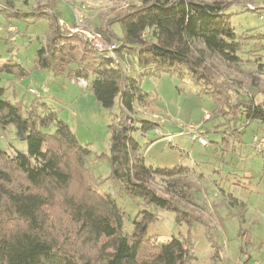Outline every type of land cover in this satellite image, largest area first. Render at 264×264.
<instances>
[{
    "label": "trees",
    "instance_id": "obj_1",
    "mask_svg": "<svg viewBox=\"0 0 264 264\" xmlns=\"http://www.w3.org/2000/svg\"><path fill=\"white\" fill-rule=\"evenodd\" d=\"M6 2L8 22L47 21L51 33L31 70L8 60L0 67L2 73L18 79H26L32 70L69 71L72 80L93 77L90 85L97 100L107 109L118 100L119 114L112 125L110 152L98 157L110 166L109 176L100 182L89 168L92 151L57 112L42 100L12 103L5 98L7 89L0 86V132L13 126L16 137L27 142V152L9 154L0 146V264H190L196 259L190 244L176 237L159 242L148 233L158 219L151 208L181 214L184 205L193 213L186 212L190 219H196L191 193L199 190L183 177L185 167L146 165L139 138L158 130L159 123L132 116L135 104L147 98L139 79L87 45L82 51L77 43L83 40L61 28L55 2L31 11ZM230 5L226 0H140L114 13L102 27L107 36L119 39L117 53L132 51L140 68L186 73L217 105L213 116L223 115L225 122L214 132L226 133V140L252 123L264 126V82L258 83L262 77H251L249 82L262 97L259 101L244 84L238 87L246 93L237 92L233 98V81L217 78L220 63L236 68L243 62L242 43L231 23L233 15L228 14ZM246 5H252L254 10H248L254 12L264 8L253 0ZM258 69L264 76V64ZM155 176L173 180L166 194L152 184ZM107 181L110 189L105 191ZM121 195L140 200L131 232L125 230Z\"/></svg>",
    "mask_w": 264,
    "mask_h": 264
},
{
    "label": "rangeland",
    "instance_id": "obj_2",
    "mask_svg": "<svg viewBox=\"0 0 264 264\" xmlns=\"http://www.w3.org/2000/svg\"><path fill=\"white\" fill-rule=\"evenodd\" d=\"M6 1L0 0V57L2 59H7L8 53H11L10 50L13 51L9 39L16 34L19 35L21 26L27 29L25 22L18 24L17 22L20 21H16L19 29L13 25L15 23L13 18L10 20L12 22H7ZM50 1L12 0L20 11L35 10L40 4L52 3ZM139 1L115 0L110 4L102 2L96 5L92 1H87L84 11L86 19L83 21V16L79 13L78 22L73 11L62 3L65 5L62 10L65 20L63 21L60 17L58 22L61 28L70 34H77L83 40V43H77L81 45L82 51L87 45L91 52L98 53L93 47L90 35H100L103 40L110 43L119 41L103 33L102 27L114 13L122 9L127 10ZM226 1L231 2L228 14L233 15L231 23L242 43L243 62L236 68L220 63L217 78L233 81L234 84L231 86L234 88L233 98L246 93L238 87L244 84L247 85L249 93L257 95L259 101L262 97L257 94V90L250 88L249 82L251 77L258 76L262 77V81L257 80L258 83L264 82V76L258 69L259 64H264V0H253L259 8H263L257 12L248 10V8L254 10L252 5L248 7L246 5V2L252 0ZM54 2L57 6V2L61 1ZM90 12L97 14L94 23L90 20ZM27 21L32 25L26 32L21 31L24 38L20 37L17 43L13 42V45L21 49L22 43L27 42L25 51L30 48L28 54L32 58L44 44L51 30L47 21L35 22L31 19ZM7 27L11 28V32L7 31ZM113 29L121 37L120 26L115 24ZM5 32L6 39H4ZM116 54L120 60L117 66L122 67L127 75L138 78L142 92L147 96L142 104L138 102L135 104L133 118L138 121L159 123L158 130L149 131L146 136L139 138L140 151L146 165L155 169L185 167L187 171L183 177L190 181L191 185L195 183V187L199 190L191 193L192 202L195 203L193 210L198 215L196 219H190L193 213L184 205H181L182 215L176 211L151 208L150 211L156 213L158 219L149 227V235L159 242L176 237L190 244L196 257L190 264H264V221L257 219L263 215L261 212L264 211H260L262 197L253 195L251 202L254 208L239 205L238 198L228 199L226 204L220 205L223 200L214 196L208 187L213 182L210 180H214L216 176L218 183L221 182V187L226 186L225 189L228 192L233 194L234 188L239 183L241 186L238 187L241 190L244 184H249L248 179L244 180L246 171L252 172L255 176L262 172L264 154L253 155L250 149L243 148L241 142H244L246 138L243 139V134L236 136L234 141L232 137L226 140V133L214 132L221 122H225V119L222 118L223 115L213 116L217 105L194 84L186 73L182 75L156 73L153 68L142 69L137 64L135 54L128 49ZM12 57L16 62V56L12 55ZM31 73L32 75L23 80L6 74L8 80H0V86L7 89L5 98L12 103L28 104L36 99L48 104L50 111L57 112L59 117L71 127L80 143L92 151L88 160L89 168L97 178H100V182L104 181L109 176L110 166L107 160H100L98 157L108 155L110 152L112 125L117 122L119 114L118 100L115 101L112 109L104 108L91 89L93 77L85 81L82 78L72 80L69 71L56 74L49 70L35 72L32 70ZM18 80H22L24 89H19L17 95L21 93V90L25 93H21L20 99L15 97ZM27 86L35 88L42 97L38 99L33 97ZM207 113L211 115L209 121H205ZM190 124L202 125L201 135L207 140V146L193 141L184 132L185 126ZM227 127L226 125L222 127L223 132H226ZM251 132L250 130L247 133L248 141ZM224 139L227 143L229 142L227 149L223 146ZM0 146L9 154H13L14 150L27 152V142L16 137L13 126L5 132H0ZM248 152H251V155L249 159H246ZM201 174L206 176V179L198 180ZM172 181L166 177L155 176L152 184L159 192L166 194L171 188ZM109 189L110 181H107L103 190ZM184 190H186L185 187ZM118 202L127 214L125 230L131 232L134 217L140 210V200L132 201L129 197L121 195V198L118 197ZM186 212L191 216H188Z\"/></svg>",
    "mask_w": 264,
    "mask_h": 264
},
{
    "label": "crops",
    "instance_id": "obj_3",
    "mask_svg": "<svg viewBox=\"0 0 264 264\" xmlns=\"http://www.w3.org/2000/svg\"><path fill=\"white\" fill-rule=\"evenodd\" d=\"M54 1H56V0H54ZM54 1L51 0L50 2H54ZM87 1H92V3H94L96 5V4H100L102 2L110 4V2H114L115 0H82V2H84V3H88ZM48 3L49 2L43 3V5L48 4ZM139 3H140V1L137 4H139ZM56 8H57V11L61 14L62 20L64 21L65 19H63L62 10L65 8V5H63L62 2H57ZM89 17H90L91 22L94 23V19L97 17V14L95 12H90L89 13ZM17 23L21 24L22 22H17ZM17 23L15 22L13 25L18 28V25H16ZM25 24H24V26H26L27 29H29V26L32 25V23L28 22V21H26ZM24 28L25 27H22V26H21V29L18 28L19 31H20L19 35L16 34V36H14L11 39H9V42H11L13 51H12V53H8V58L7 59H3L0 62V67H2V63L3 62H7L9 59H11L13 61V63H14L15 61H14V59L12 57V55H14L17 58L15 63H18L19 65H22V67L27 69V70H30V69L33 68V62H34V60L36 58V53L31 58L30 54H28L29 53L28 51H29L30 48H28V50L25 51V47L27 46V42L22 43L21 49L15 48V46L13 45V42L17 43L19 41L20 37L24 38V36H22L23 33L21 32V31H25L26 32L27 29L25 30ZM6 38H7V36L4 39H6ZM0 80H8V77L6 76V74L2 73L1 70H0ZM22 80H20V81L18 80V83H16V90H15L16 99H20L21 98V96H20L21 93L25 94L24 90H21L20 91L21 93L19 95H17L18 90L23 88L22 87ZM19 85L21 87H19ZM27 88H32V87L27 86ZM32 101H30V102H32ZM30 102L27 105H29ZM205 121H208V120L205 118ZM263 127L264 126L261 125V124L252 123V124L248 125L247 127L241 128L239 133L227 135V138L232 137L233 140L235 141V137L236 136L243 134V139H244V137H246V138L244 139V142H241V145H243L242 147L245 148V149L246 148L250 149V151H252L253 155L254 154H258V153L255 152L254 147H253V137L257 133L262 132ZM250 130L252 132H251L250 140L248 141L247 133ZM202 134H204V133H202ZM223 146L227 149V147H229V142L227 143L226 141H223ZM234 147H235V145H234ZM250 155H251V152H248V155L246 156V159H249ZM214 177H215V179L214 180H210V181H213V182L210 183L208 187L214 193V196H216L218 199L223 200L220 205L226 204V202H228V199L231 200V199L238 198L237 202H238L239 205H242L245 208H251V207L254 208V206H252L253 204L251 202L252 201V197H253V195L254 196L258 195L259 197H262V201L260 203V211L264 210V164H263L262 172L259 175H257V176H255L252 172L246 171L244 173V180L248 179L249 180V182H248L249 184H244V187H242L241 190L239 188L241 186V183L237 184V186L234 188V193L233 194L231 192H228L225 189L226 186L221 187V182L218 183V181L216 180L217 177L216 176H214ZM201 179L202 180L206 179V176H203L201 174L198 177V180H201ZM254 182H256V185H254ZM198 183H199V181H198ZM237 191H239V192H237ZM238 195H241V196H238ZM256 203H257V201L255 202V204ZM261 213L263 215L261 217L257 218V219H260V220L264 221V211L261 212Z\"/></svg>",
    "mask_w": 264,
    "mask_h": 264
},
{
    "label": "built area",
    "instance_id": "obj_4",
    "mask_svg": "<svg viewBox=\"0 0 264 264\" xmlns=\"http://www.w3.org/2000/svg\"><path fill=\"white\" fill-rule=\"evenodd\" d=\"M62 3L66 4L74 13L76 18V22H78V14L80 13L83 16V21L86 19L84 11L86 10V4L81 0H59ZM80 15V16H81ZM64 24L63 22H61ZM65 25V24H64ZM11 29V28H10ZM72 30V29H71ZM11 31V30H10ZM74 31V30H73ZM92 38V44L94 49L101 54L106 55L109 58H112L114 64H118L120 60H118V56L116 52L119 49L120 41L110 43L106 40H103L100 35H90ZM81 81V80H80ZM29 92L33 95V97L40 98L41 95L34 89H30ZM210 118V113L206 114V119ZM184 132L190 136V138L198 142L202 146H207V140L201 135V125L200 124H190L185 126ZM253 147L256 153L264 154V127L262 132L257 133L253 137Z\"/></svg>",
    "mask_w": 264,
    "mask_h": 264
}]
</instances>
